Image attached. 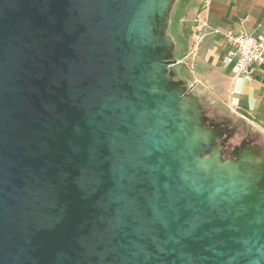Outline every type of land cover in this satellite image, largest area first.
Returning <instances> with one entry per match:
<instances>
[{
  "label": "water",
  "instance_id": "95a60500",
  "mask_svg": "<svg viewBox=\"0 0 264 264\" xmlns=\"http://www.w3.org/2000/svg\"><path fill=\"white\" fill-rule=\"evenodd\" d=\"M171 1L0 0V264H264V172L211 160Z\"/></svg>",
  "mask_w": 264,
  "mask_h": 264
},
{
  "label": "crops",
  "instance_id": "0c3cea01",
  "mask_svg": "<svg viewBox=\"0 0 264 264\" xmlns=\"http://www.w3.org/2000/svg\"><path fill=\"white\" fill-rule=\"evenodd\" d=\"M189 7L206 25L198 31V23L193 43L195 34L202 42L197 50L192 43L185 57L196 67L197 94L214 110L235 116L250 129L251 138L264 144V66L256 67L251 80L237 75L227 63L231 45L224 36L230 31L258 34L264 29V0H189Z\"/></svg>",
  "mask_w": 264,
  "mask_h": 264
},
{
  "label": "rangeland",
  "instance_id": "374dc122",
  "mask_svg": "<svg viewBox=\"0 0 264 264\" xmlns=\"http://www.w3.org/2000/svg\"><path fill=\"white\" fill-rule=\"evenodd\" d=\"M198 19V15L189 7V0L171 1L166 19L168 24L164 33L172 41V50L169 51L165 59L168 64V73L172 76L174 85L183 88L184 96L195 95L200 100L202 104L200 113L204 116L203 126L208 129L221 127L220 138L213 141L212 144H217L222 150V154L226 146L232 147L236 152L240 147V150L243 148L245 142H249L251 146L256 143L262 144L258 139L250 137V129L236 121L235 116H230L224 111L214 110L205 99L197 94L194 86L196 67L195 64L190 65V59H185V57L187 51H191L193 33L198 26ZM179 61L181 62L179 63ZM224 159L231 160L232 158L227 155Z\"/></svg>",
  "mask_w": 264,
  "mask_h": 264
},
{
  "label": "built area",
  "instance_id": "2783aa9c",
  "mask_svg": "<svg viewBox=\"0 0 264 264\" xmlns=\"http://www.w3.org/2000/svg\"><path fill=\"white\" fill-rule=\"evenodd\" d=\"M197 22L199 23L198 31L206 26L200 18ZM224 36L231 45L226 58L227 63L235 69L237 75L251 80L256 67L264 66V29L258 34L243 30L238 34L230 31ZM194 38V49L197 50L202 38L199 34H195Z\"/></svg>",
  "mask_w": 264,
  "mask_h": 264
},
{
  "label": "bare ground",
  "instance_id": "6f19581e",
  "mask_svg": "<svg viewBox=\"0 0 264 264\" xmlns=\"http://www.w3.org/2000/svg\"><path fill=\"white\" fill-rule=\"evenodd\" d=\"M187 104L196 112H199L201 110V103L197 98H187L186 99ZM219 126H217L215 129H211V131H208L209 136L216 137L220 133V130L218 129ZM244 152L249 157L250 161L254 166H257L264 172V155H261L260 151L256 148H251L248 144L244 145L241 149V152ZM220 153L219 146L216 147V151L213 154V157L211 160H218V156Z\"/></svg>",
  "mask_w": 264,
  "mask_h": 264
},
{
  "label": "flooded vegetation",
  "instance_id": "af4514ba",
  "mask_svg": "<svg viewBox=\"0 0 264 264\" xmlns=\"http://www.w3.org/2000/svg\"><path fill=\"white\" fill-rule=\"evenodd\" d=\"M218 129L219 130H221V127H218ZM252 143H253V141H252ZM246 144H248L251 148H258V150L260 151L261 150V155H264V147L261 145V144H259V143H256V145H253V146H256V147H253V146H251L250 144H249V142H245V145ZM241 148V147H240ZM240 148L238 149V150H236V152H235V150H233V148L231 147H229V146H226V149H225V151L223 152V154H222V158H223V160H226V159H224L225 158V156H227L228 155V157L229 158H232L233 160H236L237 159V155L241 152V150H240ZM219 149H220V147H219ZM233 153V154H232Z\"/></svg>",
  "mask_w": 264,
  "mask_h": 264
}]
</instances>
